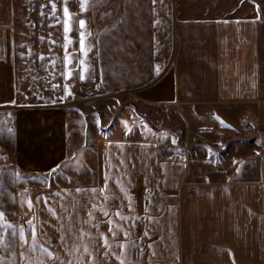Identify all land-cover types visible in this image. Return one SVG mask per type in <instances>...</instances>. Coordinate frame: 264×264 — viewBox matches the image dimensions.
<instances>
[{"label":"crops","instance_id":"obj_1","mask_svg":"<svg viewBox=\"0 0 264 264\" xmlns=\"http://www.w3.org/2000/svg\"><path fill=\"white\" fill-rule=\"evenodd\" d=\"M20 1L0 0V205H15L0 234L15 226V264H264V0L126 3L138 51L122 40L104 73L78 26L68 44L49 9ZM67 7L96 23L92 4Z\"/></svg>","mask_w":264,"mask_h":264},{"label":"rangeland","instance_id":"obj_2","mask_svg":"<svg viewBox=\"0 0 264 264\" xmlns=\"http://www.w3.org/2000/svg\"><path fill=\"white\" fill-rule=\"evenodd\" d=\"M73 0H67V5H69ZM53 2L56 4V14L55 16L52 15V5L49 3V0H21L19 2L26 4V3H35L38 5H44L45 9H49L50 12H46L45 14H49L51 17V20H55L54 17L58 16V12L60 8L63 6L64 1L63 0H53ZM136 3L137 0H88V5L92 4L94 8L97 10V17H94V20L96 19V23L89 24L87 21H85V29L87 30V33H90L93 31V33H90V35L85 36V45L86 48H88V44L91 43L92 48L94 51H97L98 54V61H99V71L100 73H104L103 69L106 68V65L108 63V54L109 57L112 59H116L115 63L122 62V54L123 52L127 53L128 48H126L129 44L131 47V51H138V44H134V40L137 39L136 36L131 35L132 41L131 44L129 43L128 38V27H123V11L124 7L123 5L126 3ZM107 5H112L115 8L114 16L112 21L106 20V13L109 11L107 8ZM126 28V29H125ZM136 29V28H134ZM139 30V29H138ZM126 32V33H125ZM122 33H125V36H123ZM128 42L123 44V41ZM124 48V50H123ZM117 55H119L120 59L117 58ZM98 65V63H97ZM7 188H5V191ZM1 195V193H0ZM9 198V197H8ZM2 207L3 211L14 212V206L9 204V201L6 204L0 205ZM9 221V220H8ZM14 223V222H13ZM8 225H11L13 228L15 227L12 223L8 222L7 229L3 230V232L0 234V258H3L5 261V264H15L16 261H18V242L15 236H12L11 233H16L15 228L11 230V228L8 227ZM65 240V241H64ZM63 240L64 246H74V238L72 236L65 237ZM20 245V244H19ZM20 248V246H19ZM20 256H24L23 248H21Z\"/></svg>","mask_w":264,"mask_h":264},{"label":"snow or ice","instance_id":"obj_3","mask_svg":"<svg viewBox=\"0 0 264 264\" xmlns=\"http://www.w3.org/2000/svg\"><path fill=\"white\" fill-rule=\"evenodd\" d=\"M153 4H155L157 2V0H152ZM49 3L52 5V15L55 16L56 14V4L53 2V0H49ZM78 3H79V8L81 11H85L87 9V5H88V0H78ZM62 13H63V17H59V16H56V20L58 23L61 24V27L63 29V33L65 34L64 35V40L67 41L68 44H71L72 41L71 39H69L68 37V33L72 30V27L73 25H76L78 26L77 27V30L79 31V40H78V44H79V51L81 53L84 54L85 57H87V54H88V51H90V47L86 48V45H85V36L86 34L87 35H90V33H87V30L85 29V21L81 18V19H78V20H74L73 17L76 15L75 13H71L69 11V8L67 7V0H64V4L62 6ZM41 15H43V13H41ZM52 26V25H50ZM43 39V37L41 38ZM52 43H55V41H52ZM61 47L62 48H67V45L66 44H61ZM41 59H43V57H41ZM65 59H68V57H65ZM86 63V61L84 59H81L79 60V65H84ZM84 71H87V69H84ZM62 76L65 75V73H61ZM72 76V73L71 72H68L67 73V78H70ZM78 79L80 80H84L85 79V76L83 74H78L77 76ZM57 85H54V87H56ZM67 95H71V92H68ZM109 179V177H106V180ZM107 187V185H105V188ZM121 190H123L122 186H121ZM92 191H96L95 189H93ZM101 192L104 191V189H101L100 190ZM105 199H107V197H105ZM29 209L31 210V202H29ZM50 212H52L51 209H49ZM53 215H55V213H52ZM108 213L105 211L104 212V215H107ZM89 215L91 216L92 213L90 212ZM116 215H120V213H116ZM4 216V213L3 212H0V218H3ZM121 219H127L126 217H123L121 216ZM29 225L31 226V221L28 222ZM109 228H108V231L112 233L113 236H116V232L113 231L112 227H111V222L109 221ZM9 228H11L12 226L11 225H8ZM33 231H34V227H33ZM119 231H123L122 228L119 229ZM12 236H15L16 234L13 232L11 233ZM85 235H90L88 233H85ZM144 235H148L147 232L144 233ZM21 237H23V232L21 231ZM99 239L103 242L101 244V247H104V248H107V249H110L112 247L111 244L108 243V237H106L103 233L100 234V237ZM26 243V241H25ZM123 247V246H121ZM149 247H151V245H149ZM77 251H79L80 249L77 248L76 249ZM46 251V250H45ZM84 251L85 253H88V249H87V246L84 247ZM108 253L105 252L103 253V255H107ZM49 255H51L49 253ZM90 255V253H89ZM0 264H5V261L3 258H0ZM68 264H71V262L69 261ZM121 264H124L123 261H121Z\"/></svg>","mask_w":264,"mask_h":264},{"label":"built area","instance_id":"obj_4","mask_svg":"<svg viewBox=\"0 0 264 264\" xmlns=\"http://www.w3.org/2000/svg\"><path fill=\"white\" fill-rule=\"evenodd\" d=\"M216 145H217V146H220V145H221V143H217Z\"/></svg>","mask_w":264,"mask_h":264}]
</instances>
